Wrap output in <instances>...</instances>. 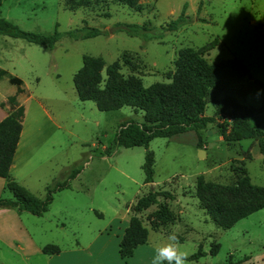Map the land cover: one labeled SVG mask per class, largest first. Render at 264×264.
<instances>
[{
    "label": "rangeland",
    "instance_id": "obj_1",
    "mask_svg": "<svg viewBox=\"0 0 264 264\" xmlns=\"http://www.w3.org/2000/svg\"><path fill=\"white\" fill-rule=\"evenodd\" d=\"M137 1L141 4L138 11L109 0H90L73 7L63 0H0V18L21 30L45 34L55 24L60 32L83 24L105 30L114 22L159 26L174 19L183 4L190 18L162 38L147 41L123 32L76 40L63 35L48 49L0 34V69L6 71L0 77V101L18 94L7 80L16 76L21 80L18 100L23 107L9 179L39 198L57 183H69L52 194L40 216L20 212L23 228L12 225L0 230V264H47L48 256L38 251L43 245H82L92 232L104 229L110 230L104 258L99 261L95 252L87 264H133L134 258L118 257L111 238L126 227L132 214L146 228V243L154 248L178 230L189 253L188 264H224L226 258L236 261L244 256L249 259L237 264H264V207L222 229L208 218L194 194L197 175L224 185L232 183L241 168L251 183L264 186V165L255 141L225 143L216 127L223 117L217 116L198 136L189 130L152 138L146 148L116 146L113 136L118 126L125 121L140 122L142 113L127 106L100 111L92 101L79 100L72 85L83 54L100 57L105 64L118 60L121 73L132 74L147 86L166 81L179 50L196 49L217 39L204 57L207 61L236 57L244 63L249 76L258 82L248 81L249 91L236 100L259 107L264 100V0ZM122 55L130 64L121 61ZM221 97V92H211L205 98L203 115H212ZM250 123H257L264 133V105ZM146 149L153 154L151 185L143 182L141 169ZM73 169L79 172L70 179ZM5 183L0 178V198H12ZM150 189L172 194L171 200L157 197L168 205L171 222L159 224L157 204L132 210L136 199ZM215 244L216 252L210 254ZM198 247L204 254L189 258ZM137 253L141 260L147 250Z\"/></svg>",
    "mask_w": 264,
    "mask_h": 264
},
{
    "label": "trees",
    "instance_id": "obj_2",
    "mask_svg": "<svg viewBox=\"0 0 264 264\" xmlns=\"http://www.w3.org/2000/svg\"><path fill=\"white\" fill-rule=\"evenodd\" d=\"M63 1L68 7H73L87 5L90 0ZM109 1L137 11L141 8L137 0ZM185 7L186 4H183L174 19L159 26L148 23L114 22L105 30L83 24L60 32L55 24L53 31L47 34L21 30L9 20L0 18V34L42 44L48 49H52L63 35L76 40L123 32L128 36L140 37L144 41L155 40L190 22L189 16L184 12ZM216 44L217 39H213L196 49L179 50L172 62L173 71L165 76L166 81L153 82L147 86H144L136 76L121 73L118 60L105 64L100 57L83 54L81 65L72 75V85L79 100L92 101L100 111L117 110L127 106L142 113L140 122L125 121L118 126L113 136L116 146L146 148L152 138H169L189 130L198 136L199 130L204 129L208 123L215 122L217 116H221L222 120L216 124L221 139L225 143L252 139L257 144L262 155L261 163L264 165V133L257 123H250L252 117L262 110L264 100L259 107L244 105L236 100V97L244 96L249 91L246 84L248 81L251 83L258 81L249 76L244 63L236 57L207 61L204 54ZM121 61L130 64V59L125 55H122ZM5 73V70L0 69V77ZM7 80L16 86V93L21 92V80L18 77L11 75ZM211 92H221L222 97L216 102L214 113L206 116L203 115L205 98ZM7 100L10 104L15 103V95L8 96ZM22 116L23 107L16 105L0 120V177L6 179L5 187L12 194V198H0V208H12L17 212L24 211L40 216L47 210L52 194L67 188L69 183L67 181L57 183L39 198L8 178L9 167L21 132ZM152 164V151L146 149L141 169L144 175L143 182L150 185L153 176ZM78 172L77 169H73L69 178H74ZM239 172L232 183L224 185H215L205 180L202 174L195 177L194 194L199 206L208 218L222 229L230 228L239 219L264 207V186L251 183L245 168L239 169ZM158 196L170 200L173 197L169 191L150 189L136 199L132 210L136 212L157 204L159 224L171 222L172 213L166 203L157 201ZM146 236L147 230L139 218L134 214L130 215L117 244L118 257L120 259L130 257L136 246L146 242ZM214 247L210 254L216 252L217 244ZM40 252L46 255L57 254L59 248L49 243L43 245ZM203 254L198 247L189 258H197ZM229 258H226L224 264H237L248 260L249 256L236 261Z\"/></svg>",
    "mask_w": 264,
    "mask_h": 264
},
{
    "label": "crops",
    "instance_id": "obj_3",
    "mask_svg": "<svg viewBox=\"0 0 264 264\" xmlns=\"http://www.w3.org/2000/svg\"><path fill=\"white\" fill-rule=\"evenodd\" d=\"M18 94L15 95V103L13 104H10L9 101L7 100L8 96L5 99L0 101V120L4 118L8 114V112L11 109H13V107H15L16 105H20L19 100H18L19 99ZM12 165H13V158H12L10 167ZM20 216H21V213L17 212L16 210L12 208H0V230L3 231L6 228L8 229V227L12 225H14L15 227L17 226L18 229L23 228L24 225L20 221ZM108 231L107 229H104V230H97V231L92 232L90 236L91 238L87 239L85 243H83L82 245L73 244L72 246L68 248L58 247L59 252L57 254L46 255V254H42L40 252V249L38 251L42 255L48 256L47 261H46L47 264H87L91 260V258L95 255L94 254L95 252L97 253L96 257H98L100 261L104 258L102 256H104L103 254L104 253V243L106 242V238H108L109 236ZM122 231L123 230H117L114 233V235H111V238L113 240V246L116 250H117V244L121 237ZM146 242H147V239H146ZM146 242L144 244H140L136 246L135 249L133 250L132 256L128 257V258H134L132 259L133 264H138L140 261H143V264H151L152 258L155 255L156 248H154L153 246L149 245ZM140 249L147 250V255H145L146 257L141 258V260H140V256L137 253L139 252ZM97 264H103V263L98 262Z\"/></svg>",
    "mask_w": 264,
    "mask_h": 264
},
{
    "label": "clouds",
    "instance_id": "obj_4",
    "mask_svg": "<svg viewBox=\"0 0 264 264\" xmlns=\"http://www.w3.org/2000/svg\"><path fill=\"white\" fill-rule=\"evenodd\" d=\"M156 247L151 264H188L189 253L179 240V231L170 232Z\"/></svg>",
    "mask_w": 264,
    "mask_h": 264
},
{
    "label": "water",
    "instance_id": "obj_5",
    "mask_svg": "<svg viewBox=\"0 0 264 264\" xmlns=\"http://www.w3.org/2000/svg\"><path fill=\"white\" fill-rule=\"evenodd\" d=\"M203 151L201 149H198V155H202Z\"/></svg>",
    "mask_w": 264,
    "mask_h": 264
}]
</instances>
